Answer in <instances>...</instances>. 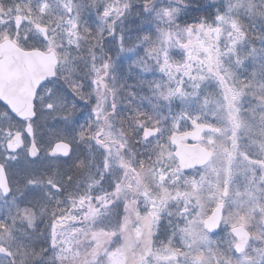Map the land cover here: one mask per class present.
Returning a JSON list of instances; mask_svg holds the SVG:
<instances>
[{
  "label": "snow or ice",
  "instance_id": "1",
  "mask_svg": "<svg viewBox=\"0 0 264 264\" xmlns=\"http://www.w3.org/2000/svg\"><path fill=\"white\" fill-rule=\"evenodd\" d=\"M0 264H264V0H0Z\"/></svg>",
  "mask_w": 264,
  "mask_h": 264
}]
</instances>
